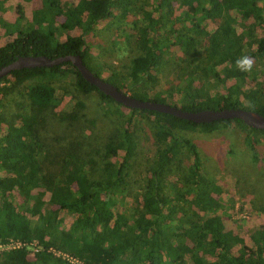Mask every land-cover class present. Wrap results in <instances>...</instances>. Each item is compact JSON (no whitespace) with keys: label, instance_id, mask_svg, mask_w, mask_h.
<instances>
[{"label":"trees","instance_id":"trees-1","mask_svg":"<svg viewBox=\"0 0 264 264\" xmlns=\"http://www.w3.org/2000/svg\"><path fill=\"white\" fill-rule=\"evenodd\" d=\"M127 25L134 55L122 72L97 60L99 45L88 37L108 31L116 38ZM12 32L0 45V67L19 56L79 55L95 75L140 100L176 97L168 104L187 111L264 115V0H45L29 21L17 17ZM174 56L173 64L188 69L181 67L157 96ZM244 58L254 60L247 70L237 64ZM246 79L252 85L244 89ZM92 93L114 125L87 117ZM143 127L154 148L141 149ZM223 130L243 131L251 161H258L255 144L264 129L237 118L194 123L126 108L70 62L10 71L0 78V240L41 249L33 259L26 246L0 252V264H72L49 248L82 264H264V224L246 229L250 245L225 231V208L215 197L222 190L188 135ZM41 188L47 200L37 195Z\"/></svg>","mask_w":264,"mask_h":264},{"label":"rangeland","instance_id":"rangeland-1","mask_svg":"<svg viewBox=\"0 0 264 264\" xmlns=\"http://www.w3.org/2000/svg\"><path fill=\"white\" fill-rule=\"evenodd\" d=\"M45 3V0H4L3 10L0 11V45L11 40L14 36L12 32V24L17 17H22L25 20H30L33 16V11L36 8H40ZM234 14V13H233ZM217 21V20H216ZM208 20L209 26H213V23L217 22ZM98 25L97 28H100ZM131 26V25H130ZM130 26L121 27L118 31L119 35L116 38L109 36L108 31L98 33V35H89V41H96L99 45V53L97 60H105L115 66L118 71L126 70L131 56L134 55V41L129 38L132 33ZM124 42L122 45L118 43ZM253 50L256 49V45H253ZM106 50V52H103ZM175 55L180 57V52L173 48ZM103 54V55H102ZM254 63L253 58L248 59ZM178 62L174 56L169 58V63L166 69L162 73L158 85L155 88V94L160 96L158 91L164 88L168 84H171L177 77V73L181 67L187 68L185 63H180L179 66L172 62ZM191 65H188L190 69ZM188 69V68H187ZM103 76L106 73L103 72ZM232 79H228L231 82ZM252 85V82L246 79L244 82V89H247ZM158 92V93H156ZM14 98H17L14 95ZM176 98V97H175ZM171 99L169 101L175 100ZM243 98V97H242ZM69 99L65 96L64 101L56 107V111L61 110L64 103ZM86 108L85 112L88 118L96 119L97 124L114 125L116 119L114 115L104 117L100 107L98 106V98L92 93L89 97L85 98ZM9 108H13V104L9 105ZM42 127L35 125L34 130L36 132H43ZM147 127H143L142 130V145L141 149L145 147L154 148L151 145L152 138L147 131ZM190 138L197 141L202 150V162L204 170L209 174L213 173L217 184L220 186L222 192L215 193V197L221 198L226 214L223 217L225 231L227 233H237L245 241L247 245H250L246 229L254 228L260 224H264V211L260 208L264 206V138L260 137L257 147L258 161H251L250 153L243 141L244 132L241 130H223L218 131L209 136L201 133L188 134ZM231 150L232 153L229 152ZM114 160V157L111 159ZM260 181V183L258 182ZM37 195L43 200H47L49 191L46 189H38ZM126 202H131L130 198H127ZM58 219L61 223L65 224L68 218L65 217L63 212L59 213ZM9 239L0 240V243H6ZM10 248L8 244L5 248ZM0 248V252L7 251ZM27 258L33 259L36 253L40 251L28 245Z\"/></svg>","mask_w":264,"mask_h":264},{"label":"water","instance_id":"water-1","mask_svg":"<svg viewBox=\"0 0 264 264\" xmlns=\"http://www.w3.org/2000/svg\"><path fill=\"white\" fill-rule=\"evenodd\" d=\"M63 62H70L85 81L93 85L98 91L109 96L115 102L126 108L154 110L194 123L211 122L218 119L237 118L249 127L264 129V115L256 111H250L241 108H205L196 111H187L168 103L137 99L130 94L118 89L111 82L106 81L102 77H99L91 72L82 62V59L79 55L66 54L63 56H56L54 58H49L45 55L19 56L8 64L0 67V78L15 69L39 66L50 67Z\"/></svg>","mask_w":264,"mask_h":264},{"label":"built area","instance_id":"built-area-1","mask_svg":"<svg viewBox=\"0 0 264 264\" xmlns=\"http://www.w3.org/2000/svg\"><path fill=\"white\" fill-rule=\"evenodd\" d=\"M10 245V248L8 247V248H5V246H7V245ZM33 245V247H35V248H37V249H41V246L40 245H38L37 243H35V242H31V243H29L28 245ZM28 245H25L24 243H21V242H19V241H15V240H12V239H9V241L8 242H6V243H0V248L2 249V250H6V249H9V250H11V249H16V248H19V247H27ZM53 255H55V256H57V257H59V258H61V259H63V260H66V261H68L69 263H72V264H82L81 262H79L77 259H75V258H73V257H71L70 255H68V254H66V253H64V252H61V251H59V250H55V249H53V248H49L48 249Z\"/></svg>","mask_w":264,"mask_h":264},{"label":"clouds","instance_id":"clouds-1","mask_svg":"<svg viewBox=\"0 0 264 264\" xmlns=\"http://www.w3.org/2000/svg\"><path fill=\"white\" fill-rule=\"evenodd\" d=\"M237 64L241 68V70H247L251 66V61L244 58V59L237 61Z\"/></svg>","mask_w":264,"mask_h":264}]
</instances>
